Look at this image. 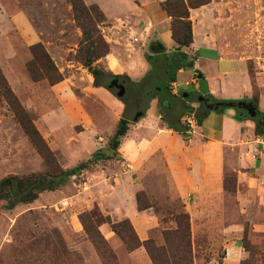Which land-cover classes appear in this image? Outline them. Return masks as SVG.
<instances>
[{
  "label": "rangeland",
  "instance_id": "obj_1",
  "mask_svg": "<svg viewBox=\"0 0 264 264\" xmlns=\"http://www.w3.org/2000/svg\"><path fill=\"white\" fill-rule=\"evenodd\" d=\"M81 1L96 9L86 23L96 27L112 57L136 56L140 50L145 58L135 16L107 14L163 12L160 5L166 0ZM189 15L196 42L203 39L209 47L220 46L224 57L237 60L247 71L255 103L259 88H264V0H210ZM79 26L70 0H0V73L37 134L33 140L24 132L0 83V182L9 177L31 179L27 189L15 188L9 199L0 200V264H113L106 255L102 261L80 217L97 208L112 223L127 220L120 208L127 206L128 192L135 197L141 192V204L150 207L145 213L154 218V226L145 216L140 222L147 225L145 241L156 247L163 245L164 231L175 229V217L188 214L158 158L135 175L121 163L118 151L109 150L125 106L115 94L99 88L78 62L83 39ZM157 33L163 30H153L149 38ZM36 44L63 76L60 84L51 87L45 80L30 79L26 65L32 60L29 48ZM108 63L109 67L103 58L92 70L131 82L122 66L116 69L112 59ZM132 132L130 124L125 137ZM87 164L85 170L64 177L53 191L41 190L51 181L50 169L70 171ZM225 178L228 191L203 206L192 231L190 225L191 264H229L231 244L242 254L234 264H264V235L250 232L237 207L230 169ZM127 221L122 230L139 240V224ZM105 242L100 250L110 251L115 264H151L143 248L128 252L117 236L114 243Z\"/></svg>",
  "mask_w": 264,
  "mask_h": 264
},
{
  "label": "crops",
  "instance_id": "obj_2",
  "mask_svg": "<svg viewBox=\"0 0 264 264\" xmlns=\"http://www.w3.org/2000/svg\"><path fill=\"white\" fill-rule=\"evenodd\" d=\"M121 13L135 16L136 33L143 39L142 47H146V54L142 58L143 52L139 50L135 52L136 56L126 55L125 58L121 55L112 57L109 53L104 58L108 67L109 60H114L115 68L122 66L125 69L123 75L136 84L151 70L146 58L154 55L155 48L164 55L181 51L188 56V64L177 72L176 81L171 84L172 95L191 90L198 92L197 76H201L207 84L208 95L214 100L252 102L254 90L247 71L237 60L224 57L223 48L209 47L203 39L196 42L192 37L190 47L180 49L171 40L170 20L164 12H108L107 15ZM157 28H161L163 33H157L150 39L151 32ZM150 102L153 113H150L151 107L147 108L144 116L132 123V136L121 139L117 150L121 163L127 165L131 174L140 175L149 162L158 158L169 176L175 196L188 211L191 231L196 218L201 217L203 206L207 208L205 204L212 198L225 195L223 182L225 172L230 169L235 177L233 197L237 207L248 222L250 232L264 235V136L255 135L254 123L237 121L234 110L210 113L201 125L194 122L193 129L183 137L169 130L162 121L157 100ZM255 105L257 112L264 114V88H259ZM191 106L196 107L195 104ZM117 188L113 187V190L116 192ZM126 199H129L127 206L120 211L132 225L139 224L137 235L143 242L147 236V225L140 221L145 216L152 227L154 218L146 211H137L133 193L128 192ZM99 231L109 243L116 241V236L104 225ZM241 256L237 247L228 245L229 264L238 262Z\"/></svg>",
  "mask_w": 264,
  "mask_h": 264
},
{
  "label": "trees",
  "instance_id": "obj_3",
  "mask_svg": "<svg viewBox=\"0 0 264 264\" xmlns=\"http://www.w3.org/2000/svg\"><path fill=\"white\" fill-rule=\"evenodd\" d=\"M210 3V0H166L160 5L162 11L171 19L170 34L171 40L180 49H187L192 44V27L189 21L190 11L204 7ZM72 10L74 12V19L80 23L82 32V43L78 49V62L87 69L94 82L101 88L102 85L97 82V78L102 74L97 70H92L95 62L105 58L109 53V47L101 37L99 31L95 26L89 27L88 15L91 12H97L94 7H86L81 0H70ZM32 60L26 65L27 73L33 82H40L45 80L49 86H55L63 81V76L55 67L53 61L46 53L42 45L36 44L29 48ZM146 61L151 67L149 73L138 83L130 82L129 94L138 91L141 98L140 109L135 112H130L128 105V96L126 100H120L125 106L124 112L118 122L115 134L110 140L108 147L111 152L116 153L120 145V140L125 137L128 126L135 123L144 116L148 104L151 100L156 99L160 111L162 113V121L167 124L169 130L177 133L183 137L187 136L188 128L182 123L184 116L192 115L196 124L199 126L208 117L210 113H223L226 110L235 109V119L239 122L250 120L255 125V135L264 136V114L258 113L255 103L251 101H216L210 95L203 97L202 102H198V94L196 91L180 92L177 96L171 93V84L175 83L177 72L184 70L188 64V56L181 52L175 51L169 55H153L148 56ZM200 75V73H196ZM1 89L5 91L6 98L11 108L22 127L24 132L31 138H37L32 125L26 119L25 115L13 97L11 92L7 89V85L0 73ZM105 89V88H103ZM106 90V89H105ZM108 91V90H107ZM195 104L196 107L191 105ZM244 105H253L256 115L254 118L249 116L237 108ZM209 107V108H208ZM96 157V156H95ZM87 165H82L74 170L62 171L58 169H50L47 176L51 179L45 186L41 188L42 191H53L60 184L64 177L73 176L79 173ZM30 178L18 179L16 177H9L0 182V200L9 199V192L13 189L24 191L26 184L30 183ZM233 182L235 189V178L230 179ZM227 179H224V191H228ZM142 193H138L135 197L136 207L138 212H143L150 207L141 204ZM18 203V199L14 200ZM83 229L92 242L102 261L105 260V255L109 257V261L115 264V257L113 254L104 250L106 242L99 232V228L103 225H108L111 232L117 236L126 251L133 252L139 248H143L146 255L150 259L151 264H191L190 252V221L188 214H180L175 217V229L164 231L162 234L163 245L156 247L151 240L140 242L137 237H133L122 230V227L129 225L127 220L120 223H112L109 217H102L97 208L80 217Z\"/></svg>",
  "mask_w": 264,
  "mask_h": 264
},
{
  "label": "flooded vegetation",
  "instance_id": "obj_4",
  "mask_svg": "<svg viewBox=\"0 0 264 264\" xmlns=\"http://www.w3.org/2000/svg\"><path fill=\"white\" fill-rule=\"evenodd\" d=\"M97 82L101 85H112V90L111 92L113 94L118 93L121 88L124 90V94L122 97V101L125 100L129 94V88L131 86V84L128 82L127 79L124 78H119V77H111L108 75H100L97 78ZM128 105L130 107L129 111L130 112H135L136 110L140 109V102H141V98L139 96L138 91L132 92V94H130V96H128ZM254 107L253 105H249L248 109H241L243 111V113L248 115V110H252Z\"/></svg>",
  "mask_w": 264,
  "mask_h": 264
},
{
  "label": "water",
  "instance_id": "obj_5",
  "mask_svg": "<svg viewBox=\"0 0 264 264\" xmlns=\"http://www.w3.org/2000/svg\"><path fill=\"white\" fill-rule=\"evenodd\" d=\"M153 54L154 55L160 54L158 48H155L153 50ZM197 82H198V85H199V89H198V92H197V94H198L197 101L198 102H202L203 101V97L206 96V95H208L207 84L202 79L201 76H197ZM101 88H105L106 90H108V92H111L112 85H102ZM123 94H124V90L121 88V90L118 93L115 94V97L120 101V100H122ZM248 106L243 104V106H239L237 108L238 109L239 108H241V109H248ZM232 110H235V109L233 108ZM255 115H256L255 108H253L252 110H250V109L248 110V116H249V118H254Z\"/></svg>",
  "mask_w": 264,
  "mask_h": 264
},
{
  "label": "built area",
  "instance_id": "obj_6",
  "mask_svg": "<svg viewBox=\"0 0 264 264\" xmlns=\"http://www.w3.org/2000/svg\"><path fill=\"white\" fill-rule=\"evenodd\" d=\"M171 89V87H170ZM195 120L192 115H186L184 116L182 123L188 128V133L193 129V126H195Z\"/></svg>",
  "mask_w": 264,
  "mask_h": 264
}]
</instances>
